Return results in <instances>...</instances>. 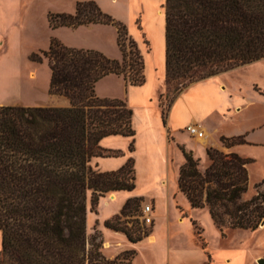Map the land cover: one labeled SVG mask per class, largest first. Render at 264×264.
<instances>
[{
    "label": "trees",
    "instance_id": "16d2710c",
    "mask_svg": "<svg viewBox=\"0 0 264 264\" xmlns=\"http://www.w3.org/2000/svg\"><path fill=\"white\" fill-rule=\"evenodd\" d=\"M163 6L168 88L179 84L181 89L264 58V0H165ZM48 17L53 27L114 23L122 56L67 46L51 37L48 47L31 52L30 58H47L49 92L66 95L70 104H0V264H132L133 249L113 257L103 253L100 235L87 234L86 213L88 192L94 203L108 191L135 187L132 157L118 169L92 163L94 156L114 153L101 145L104 136H130L132 149L135 133L132 107L125 99L97 95L95 83L110 72L126 83H142L143 55L133 38L126 50L125 26L95 0H77L74 12H50ZM220 140L228 147L247 142L244 134L221 135ZM183 152L178 186L191 206H207L221 228L259 226L264 189L243 197L251 158L208 146V163L201 169L191 150ZM141 199L128 197L105 225L124 231L132 241L148 234L140 233L143 225L137 217L134 227L118 224L120 214H134Z\"/></svg>",
    "mask_w": 264,
    "mask_h": 264
},
{
    "label": "rangeland",
    "instance_id": "374dc122",
    "mask_svg": "<svg viewBox=\"0 0 264 264\" xmlns=\"http://www.w3.org/2000/svg\"><path fill=\"white\" fill-rule=\"evenodd\" d=\"M95 1L103 12L125 26L127 32L123 35V45L126 50L130 48V38L136 41L143 55L145 80L140 84L126 83L122 75L110 72L95 83L97 95L125 99L132 107L135 133L132 149L130 136H104L101 145L114 153L94 156L92 163L103 170L118 169L132 157L135 187L114 190L115 198H111L112 191H108L94 203L88 192L87 234L90 236L95 232L100 235L102 251L108 257L124 250H135L132 264H258L257 258L264 255V223L256 228L218 227L207 206H191L179 189V168L185 160L183 150H191L193 156L199 158L200 168L204 169L208 163V145L198 139L199 142L185 128L186 124L176 130L167 125L170 104L187 84L181 89L176 84L177 88L173 89L174 84L168 88L165 83L164 14L158 12L159 9L164 11L165 0ZM76 2L0 0V41L5 38L0 43V93L5 91L6 100L18 93L26 101H33L42 94L48 96V60L45 56L40 61L33 60L30 54L47 48L51 37L67 46L98 49L109 57L121 58L117 28L112 22L50 25V12L72 13ZM261 59L264 62V58ZM17 71L18 90L13 85ZM257 77L264 83V72ZM8 80L12 82L11 89L4 90L2 87ZM194 94L193 101L210 94L214 97L208 89ZM256 112V107L246 109L222 125L213 122L216 117L211 115L204 121V126L220 140L219 133H240L249 128ZM182 116L179 108L176 109L174 117ZM213 126H217V130ZM246 138L249 141L236 145V151L251 158L248 163L249 183L243 193L244 198H250L257 190L264 189V126ZM220 145L218 148L223 151L234 147H228L222 141ZM134 195L142 197L139 208H133L134 214H120L118 224L134 227L136 213L149 202L153 206V222L151 226L143 225L140 233H152L151 241L148 234L132 241L124 231L105 225V220L119 213L124 201ZM197 227L201 228L200 233ZM137 232L135 230L133 234Z\"/></svg>",
    "mask_w": 264,
    "mask_h": 264
},
{
    "label": "crops",
    "instance_id": "0c3cea01",
    "mask_svg": "<svg viewBox=\"0 0 264 264\" xmlns=\"http://www.w3.org/2000/svg\"><path fill=\"white\" fill-rule=\"evenodd\" d=\"M159 13L164 11L159 9ZM10 24V23H8ZM5 41L1 40L0 43ZM264 62L262 59L253 60L246 62L227 70L215 73L205 78L190 82L184 87V89L173 99L168 109L167 125L171 129H178L184 127L185 124L191 122H199L207 133V145L214 147H221L220 140L212 136L211 130L205 128L204 121L207 120L211 115L216 118L213 119L222 125L223 122L233 118L234 116L242 113L244 110H248L252 107L257 108L253 124L246 130L240 133L224 134L219 135H239L244 134L247 141L246 135H251L252 131L257 129H263L264 126V83L260 81L257 74H263ZM1 75V74H0ZM16 75V74H15ZM16 81H14V87L19 89V75L17 71ZM11 81L4 83L2 87L4 90L11 89ZM208 89L213 93L214 97L205 95L201 100H194V93H200L201 91ZM18 93V92H17ZM48 96L43 94L38 99L33 101H26L20 93L15 95L12 99L6 100L5 91L0 93V104H24V105H56L66 106L70 104V100L66 95L51 93L48 87ZM209 93V92H208ZM179 108V111L184 115L182 117H174V112ZM217 126H213L214 130H217ZM206 136V135H205ZM250 139V137H249ZM198 140V139H197ZM251 140V139H250ZM199 141V140H198ZM201 141V140H200ZM199 141V142H200ZM239 144V143H238ZM233 145V150L236 151V145ZM111 198H115V193H110ZM151 226V225H150ZM151 237L154 235L151 233L148 239L151 241ZM107 243V242H106ZM0 248H1V232H0Z\"/></svg>",
    "mask_w": 264,
    "mask_h": 264
},
{
    "label": "built area",
    "instance_id": "2783aa9c",
    "mask_svg": "<svg viewBox=\"0 0 264 264\" xmlns=\"http://www.w3.org/2000/svg\"><path fill=\"white\" fill-rule=\"evenodd\" d=\"M185 128L195 137H201L205 134V129L199 122L188 123ZM152 209L153 206L149 202L144 203L140 207L139 214H137L136 217L141 225L150 226L152 224Z\"/></svg>",
    "mask_w": 264,
    "mask_h": 264
},
{
    "label": "water",
    "instance_id": "95a60500",
    "mask_svg": "<svg viewBox=\"0 0 264 264\" xmlns=\"http://www.w3.org/2000/svg\"><path fill=\"white\" fill-rule=\"evenodd\" d=\"M263 223H264V218L261 219L259 225H262ZM257 263H258V264H264V255L259 256V257L257 258Z\"/></svg>",
    "mask_w": 264,
    "mask_h": 264
},
{
    "label": "bare ground",
    "instance_id": "6f19581e",
    "mask_svg": "<svg viewBox=\"0 0 264 264\" xmlns=\"http://www.w3.org/2000/svg\"><path fill=\"white\" fill-rule=\"evenodd\" d=\"M205 135H206V131H205V134L203 136L196 137V139H199V140H201V142L206 143L207 142V137Z\"/></svg>",
    "mask_w": 264,
    "mask_h": 264
}]
</instances>
